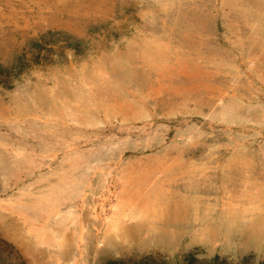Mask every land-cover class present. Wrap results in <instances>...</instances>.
Here are the masks:
<instances>
[{
	"label": "rangeland",
	"instance_id": "obj_1",
	"mask_svg": "<svg viewBox=\"0 0 264 264\" xmlns=\"http://www.w3.org/2000/svg\"><path fill=\"white\" fill-rule=\"evenodd\" d=\"M0 66V264H264V0H0Z\"/></svg>",
	"mask_w": 264,
	"mask_h": 264
},
{
	"label": "bare ground",
	"instance_id": "obj_2",
	"mask_svg": "<svg viewBox=\"0 0 264 264\" xmlns=\"http://www.w3.org/2000/svg\"><path fill=\"white\" fill-rule=\"evenodd\" d=\"M116 61V60H115ZM114 63V62H113ZM170 215V214H169ZM172 219V218H171ZM172 222V221H171Z\"/></svg>",
	"mask_w": 264,
	"mask_h": 264
},
{
	"label": "trees",
	"instance_id": "obj_3",
	"mask_svg": "<svg viewBox=\"0 0 264 264\" xmlns=\"http://www.w3.org/2000/svg\"><path fill=\"white\" fill-rule=\"evenodd\" d=\"M0 68H1V66H0Z\"/></svg>",
	"mask_w": 264,
	"mask_h": 264
}]
</instances>
